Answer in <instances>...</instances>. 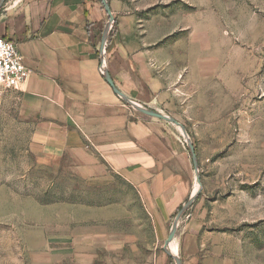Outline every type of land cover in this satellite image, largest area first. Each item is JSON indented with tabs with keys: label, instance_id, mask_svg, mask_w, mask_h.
Returning a JSON list of instances; mask_svg holds the SVG:
<instances>
[{
	"label": "rangeland",
	"instance_id": "1",
	"mask_svg": "<svg viewBox=\"0 0 264 264\" xmlns=\"http://www.w3.org/2000/svg\"><path fill=\"white\" fill-rule=\"evenodd\" d=\"M92 1L102 14L92 27L100 52L110 15L102 0ZM107 2L112 22L105 45L123 28L133 53L162 48L172 63L181 65L172 86L174 99L166 107L138 104L173 118L185 132L176 123L137 110L113 92L131 118L143 116L161 125L155 134L164 144L154 153L158 161H170L167 183L174 199L198 187L187 142L193 145L201 189L179 220H193L200 238L211 249L217 246L232 264H264V0ZM104 70L102 58L103 78ZM21 104L17 89L0 97V264L33 263L22 230L57 224L56 216L38 209L59 203L75 207V220H68L72 227L86 218L107 217L99 208H110L111 219L120 217L124 235L133 241L125 240L124 252L133 251L137 264H159V256L168 254L164 241L152 235L137 189L114 173L88 176L76 159L36 143V120L21 113ZM156 169L162 173L161 164ZM158 185L160 189L161 182ZM23 212L26 216L20 217Z\"/></svg>",
	"mask_w": 264,
	"mask_h": 264
},
{
	"label": "crops",
	"instance_id": "2",
	"mask_svg": "<svg viewBox=\"0 0 264 264\" xmlns=\"http://www.w3.org/2000/svg\"><path fill=\"white\" fill-rule=\"evenodd\" d=\"M101 17L92 0H7L3 4L0 37L16 44L31 70L16 88L22 96L20 111L36 120V143L45 149L76 159L75 164L88 176L114 173L135 187L151 221L152 235L164 241L172 215L194 190L173 198L167 183L170 161H158L154 153L164 144L155 134L161 125L143 116L131 118L100 75L99 63L105 60L106 70L123 94L153 109H162L174 99L172 86L178 82L181 65L172 63L162 48L133 53L123 28L110 36L101 56L92 28ZM158 163L162 173L156 169ZM101 207L100 213L107 217L86 218L75 227L68 225L69 219L75 220L71 204L36 208L56 216L53 221L58 223L22 230L32 264L139 263L133 251L123 250L130 238L124 235L120 217L111 219V209ZM84 209L87 214L92 211ZM59 215H65L63 220ZM169 250L172 254L159 256V264H172L171 257L173 264L175 259L180 264H232L217 246L211 249L200 238L193 220L177 221Z\"/></svg>",
	"mask_w": 264,
	"mask_h": 264
},
{
	"label": "water",
	"instance_id": "3",
	"mask_svg": "<svg viewBox=\"0 0 264 264\" xmlns=\"http://www.w3.org/2000/svg\"><path fill=\"white\" fill-rule=\"evenodd\" d=\"M5 1L6 0H0V8L5 3ZM102 2L104 4V6H105V10L110 15V19L107 22V24H106V26H105V28L103 30L102 37H101V42H100V52L101 53H103L104 46H105V41H106V36H107V33H108V28L110 26V23L112 22V15H111V13L109 11L108 2H107V0H102ZM103 76L105 78V81L111 86L113 92L116 93L117 95H119L122 99L128 101L137 110H140L141 112H143V113H145V114H147L149 116H153V117H156V118L165 119L167 121H171L173 123H176V124H178L181 127V129L183 130V132H185V128L180 123H178L176 120H174L173 118H170V117H168V116H166L164 114H161L159 112H156L154 110H150V109H148L146 107L141 106L140 104H138L136 102H133L132 100H129L128 97L125 94H123L115 86V84H114V82H113V80H112V78H111V76H110V74L108 73L107 70H104L103 71ZM187 148H188L189 153H190L191 158H192V164H193V168H194V172H195V178H196L198 187L190 195V197L188 198L187 202L181 206V208L177 211V213H176V215L174 217V220H173L172 225H171V228H170V232H169L167 238L164 240V244H163V248H164L165 252L168 255H171L172 254L171 251L169 250V244H170V242L174 238V235H175V232H176L177 221L180 219V217L183 215L185 209L190 205V203L193 201V199L195 198V196L197 195V193L201 189L200 175H199V170H198V162H197V158H196V155H195L194 147H193V145L190 142H187ZM175 260H176V264H180V262L177 259H175Z\"/></svg>",
	"mask_w": 264,
	"mask_h": 264
},
{
	"label": "built area",
	"instance_id": "4",
	"mask_svg": "<svg viewBox=\"0 0 264 264\" xmlns=\"http://www.w3.org/2000/svg\"><path fill=\"white\" fill-rule=\"evenodd\" d=\"M30 73L16 44L0 37V97L25 82Z\"/></svg>",
	"mask_w": 264,
	"mask_h": 264
},
{
	"label": "bare ground",
	"instance_id": "5",
	"mask_svg": "<svg viewBox=\"0 0 264 264\" xmlns=\"http://www.w3.org/2000/svg\"><path fill=\"white\" fill-rule=\"evenodd\" d=\"M196 188H197V187H196ZM196 188H195V189H196Z\"/></svg>",
	"mask_w": 264,
	"mask_h": 264
},
{
	"label": "trees",
	"instance_id": "6",
	"mask_svg": "<svg viewBox=\"0 0 264 264\" xmlns=\"http://www.w3.org/2000/svg\"><path fill=\"white\" fill-rule=\"evenodd\" d=\"M180 209V208H179Z\"/></svg>",
	"mask_w": 264,
	"mask_h": 264
}]
</instances>
